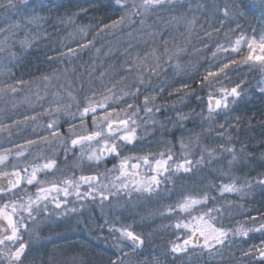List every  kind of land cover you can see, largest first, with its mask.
Wrapping results in <instances>:
<instances>
[{
  "label": "rangeland",
  "instance_id": "1",
  "mask_svg": "<svg viewBox=\"0 0 264 264\" xmlns=\"http://www.w3.org/2000/svg\"><path fill=\"white\" fill-rule=\"evenodd\" d=\"M55 1L58 0H13L14 6L9 7L7 0H0L3 5L0 7V29H4L0 32V154L38 163L52 156L56 161L52 183L63 186L61 182L65 179L80 183L79 177L96 175L99 178L97 189L101 184L107 185L105 195L109 198L101 199L98 192L94 193L95 199L78 198L72 191L67 197L61 193L60 200L66 202L59 210L46 215L45 211L41 212L27 221L28 231L22 233L27 245L23 264H172L173 261L212 264L231 257L247 264L243 252L253 246L259 247L264 240L226 241L225 246H218L211 252L190 247L185 255L170 253V242L182 235L174 224L185 214L169 209L183 197L181 191H176L170 200L162 191L172 179L180 186L183 171H175V164L185 156L190 160L199 156L201 153L196 149L206 145L205 141L215 135H205L196 128L181 134L179 121H184L186 115L172 110L177 103L166 98L164 91L170 96L181 89L183 94L186 89H193L190 85L194 79L203 74L205 77L209 71L217 72L224 64H228L224 72L212 78L215 88L207 86L209 84L203 80L197 89H230L225 87L229 84L218 85L215 80L235 72L246 79L250 72L251 76H258L253 84L250 83V88L260 90L264 86V66L259 61L247 60L250 51L246 42L242 41L238 53L232 48L237 39L244 37L251 42L254 37L255 54H260L258 45L264 37L262 0H169L163 7L141 15L130 14L136 11L132 8L133 2L138 5L140 0H127V9L110 0L119 10L113 21L122 15L125 20L116 28L97 25V30H93L92 23L81 25L70 22L69 18L60 22L51 18L49 5ZM225 7L229 9L228 16L224 15ZM34 17L38 19L29 22ZM152 17L160 27L157 34L161 33L162 38H150L156 34L151 28L154 25L150 21ZM191 44L192 51H187ZM211 44L215 45L213 50L206 51L209 70H191L193 56L195 61H201ZM238 55L242 57L236 62ZM109 58H113L110 64L103 66L102 60ZM70 59L97 60L83 72L73 66ZM181 70H185L186 75L181 76ZM46 76L49 79H44ZM224 76L221 81L226 79ZM13 88L16 91H12ZM109 88L111 93L107 91ZM209 95L205 99L207 108ZM106 96H112L106 102L107 112L112 117L135 121L130 125L136 128L137 137L133 142L132 163L138 162L137 157L147 156L153 160L154 167V160L160 159V153L170 152L173 156L169 171L158 176L160 183L151 193L135 191L136 185L130 179L125 181L128 189L112 188L113 182L120 184L116 180L118 166L121 159L129 158V144L120 142L119 157L106 155L99 162L101 172L95 168L97 163L87 159L89 145L83 148L71 145V139L75 138L72 133L87 135L95 130L93 115L97 117L98 126H104L105 109L98 107L96 113H89L83 122L80 112L89 98L100 102ZM145 96L150 98L147 107L151 112L145 110ZM179 97V101H183V95ZM53 122L55 128L49 129L48 125ZM53 130L58 132L55 137L51 135ZM29 140L35 143L29 145ZM181 143L185 147L182 148ZM95 146V143L91 145ZM19 151L24 155L17 156ZM143 168L145 165L141 163L138 181L150 178L148 175L142 177ZM149 170L152 169L149 167ZM88 190L79 191L83 194ZM241 193L243 198L244 192ZM48 204L49 209L55 206L51 202ZM205 205L198 206L195 211L203 212ZM110 226L129 227L144 243L133 244L118 232H110ZM161 237L168 240L160 241ZM168 252L170 257L166 260L164 255ZM0 264H7V260L0 257Z\"/></svg>",
  "mask_w": 264,
  "mask_h": 264
},
{
  "label": "snow or ice",
  "instance_id": "2",
  "mask_svg": "<svg viewBox=\"0 0 264 264\" xmlns=\"http://www.w3.org/2000/svg\"><path fill=\"white\" fill-rule=\"evenodd\" d=\"M26 2V0H24ZM169 0H140V3L137 5L135 2L132 4V8L136 9L135 12L130 13L131 15H141L152 9L163 7ZM117 6L123 9L128 8L127 0H115ZM264 3V0H262ZM7 5L9 7L14 6L13 0H7ZM3 7V5H0ZM224 15H229V9L225 7ZM38 18H33L29 22H33ZM125 20V16H121L119 20L113 21L111 25H105V28H116L120 23ZM143 23V21H141ZM18 27V25H16ZM4 29H0V32ZM7 38H5L6 42ZM246 42L249 48L250 54L247 57V60L259 61L262 66H264V37H261L259 41V55L255 54L254 46L256 45V40L253 37L251 42L245 41L244 37H241L235 41V46L232 48V51L239 52L241 43ZM227 51V49H224ZM69 52L75 54L74 50L69 49ZM235 63V61H232ZM228 67V64H224L217 72L209 71L204 77V81L211 85L212 78L218 77L219 73L224 72V69ZM44 79H49V77H44ZM264 83V82H262ZM240 85H236L231 89L222 88L218 92L219 98H215L213 95H209L208 98V118L211 119L213 113L220 110H227L229 107V97L233 101L240 97L241 93L239 91ZM12 91H16L15 88ZM109 93L112 92V89H107ZM138 91V90H137ZM260 91L264 93V86L260 87ZM112 99V96H106L100 102H93L89 98L87 106H85L80 112L81 121L83 118L88 116L89 113L95 114L97 108L105 109V115L102 117L104 126H98L96 115L92 116V123L94 131L87 135H77L72 133L75 138L71 139L72 147L83 146L85 144L89 145V151L87 153V159L91 162L99 163L106 155H113L119 157L121 155L119 144L120 142L124 144H132L136 140V128L131 127L134 125L135 121L130 119H119L111 116L107 112V101ZM149 97H144L145 110L151 112L152 109L147 107L149 103ZM154 99V98H153ZM129 108L132 105H128ZM115 111V110H113ZM134 114V113H133ZM27 119V118H26ZM74 127V126H73ZM223 127V125H221ZM49 129L55 128V122L48 125ZM122 133V134H121ZM53 137L58 135L56 130L51 132ZM221 135H223L221 133ZM43 139H47L44 137ZM29 145L35 143V141L29 140L27 142ZM95 143V147H91ZM181 147H185L181 143ZM222 151L232 154V160L237 159L236 150L233 147H224L221 146ZM207 155L211 158L215 149L207 150ZM10 152V150H9ZM83 154V153H82ZM17 156H23L24 152L19 151L16 153ZM166 157V158H165ZM138 162L131 163L130 158L125 157L121 159L118 169L119 176L116 177V180L120 181V184L112 183V188L116 189H128V183L125 181L131 179L132 183L136 185L135 191H144L151 193L154 190L155 186H158L160 181L158 176L164 172H168L171 165L169 161L173 160L172 154L169 152L167 154L160 153V159L154 160V167H152L153 161H150L149 157H137L135 158ZM9 160L8 154H0V165H6ZM204 160L203 155L200 160L195 161L196 164L202 163ZM141 163L148 165L155 175H152L150 178L137 181L135 177L139 174L138 170ZM193 161L188 159L186 156L182 162L175 164V171L191 172L193 170ZM231 163V161H230ZM56 166L55 160H49L43 165H36L31 168L29 172L27 168L19 169L13 165V171L11 172H0V181H3V184L0 185V197L7 196L12 194L15 196L17 191H24L23 185L27 186H37V191L35 194L28 195L27 199L23 197H16L15 199H7L0 203V257H3L7 260V264H23L22 257L25 254L26 243L23 240V232L28 231V219H34L36 215H39L41 212L47 211L48 202L54 203L57 209L61 208L62 203L66 201L60 200V194L62 193L64 197L70 195V189L75 191V194L78 198H91L95 199L96 196L94 193L99 194L101 199L107 200L108 195H105V190L108 188L107 185L101 184L99 189H97L96 184L99 182L97 176H81L79 181L84 184L89 185V190L80 193V183L73 179H65L61 183H51L48 186H43V181L38 179V173L47 172L54 169ZM115 167V166H114ZM131 169L132 171H129ZM123 178V179H122ZM247 184L248 181H245ZM256 183L259 185H264V177L258 178ZM221 195L224 193H231L240 191V188L237 187L235 180L232 183L222 184L219 187ZM210 197L205 193L203 195H187L179 201L174 208L170 207V211H179L180 213L185 214L184 218H178L177 222L174 224V228L180 230L182 235H177L176 240L170 242L171 247L170 251L174 254L185 253L190 247L192 248H201L207 249L211 252L214 249L225 246L226 241H228L229 231H233L234 235H240L242 237H248L250 232H264V222H261L258 227L246 228L245 225L240 224L235 230H228L222 226L218 227L214 222L215 218L211 213L215 209H208L205 212H196L195 210L200 205L207 204ZM264 221V217L261 218ZM250 222L255 225L256 218H251ZM110 232H118L122 238L131 240L133 244L142 245L144 243L141 236L135 234L129 229V227L116 228L114 226L109 227ZM256 254L258 255L261 261H264V241H262L259 247L253 246L248 250L243 252L244 256H250Z\"/></svg>",
  "mask_w": 264,
  "mask_h": 264
},
{
  "label": "trees",
  "instance_id": "3",
  "mask_svg": "<svg viewBox=\"0 0 264 264\" xmlns=\"http://www.w3.org/2000/svg\"><path fill=\"white\" fill-rule=\"evenodd\" d=\"M112 3L110 0H58L50 3L49 6L52 9L49 13L51 18L56 19L57 22L69 18L70 22H76L81 25L92 23L93 30H97V25L105 26L117 19L119 10ZM150 21L154 24L151 28L156 30V34L149 37L153 39L162 38L161 33L157 34L160 27L156 26V19L152 17ZM75 31L72 30V32ZM65 32L67 33L66 30ZM185 37H189V35ZM130 39L133 40V37ZM214 46L211 44L205 49L201 61H195L193 56L190 65L191 70L196 69L195 71L198 72H207L209 70L210 62L207 59L206 51L210 53ZM192 48L191 44L188 46L187 51H192ZM161 53L159 52L158 55L164 58ZM241 57V55L236 56V62H239ZM112 59L102 60V62H105L103 66H108ZM96 60L78 61L77 59H70L69 62L73 63V66H77L79 70L85 72ZM179 74L184 76L186 75V71L181 70ZM204 75H200L196 80L194 79L190 85L193 89H186L187 91L183 92V94L181 89H176L175 94L170 96L166 90L164 91L166 98H172L173 102L177 103V107L172 110L182 111L186 115L184 121H179V125L181 124V134L197 130L205 135H215V137H209L205 141L206 145L196 149L201 154L196 156V158L192 157V161L194 162L193 170L187 173L183 172L180 186L172 179L166 183L162 192L170 200H172V195H175L176 191H181V197L206 193L210 199L205 205L203 212L208 209H215L211 215L215 218L214 222L218 227L222 226L228 230H235L240 224L245 225L246 228L258 227L261 222H264L261 220L264 217V186L256 183L258 178L264 177V93L259 89H253V87L250 88L249 86L250 83L253 84L257 80L258 76H251L250 72L246 74L249 76H245L246 79H243L240 73L237 72L231 76L229 74H226L227 76H219L215 80L218 82V85L224 82L223 84H229L225 87H230V89L242 83L239 88L241 95L234 101L229 97L228 109L213 113L212 118L209 119L205 99L209 94L218 96L220 89H197L200 87L198 84L201 81L203 82ZM223 76L226 79L221 81ZM187 81L189 79L183 82ZM207 86L211 88L216 87L214 84ZM142 93L140 94L142 95ZM181 95H183L184 99L180 102L179 96ZM193 128L196 129L193 130ZM214 143L216 144L214 145ZM222 145L224 147H233L236 150L237 159L235 161L232 160L231 153L222 151ZM205 149H215L216 151L210 158ZM202 155L204 157L203 162L196 164L195 161L200 160ZM233 180H235L240 191L221 195L219 191L220 185L225 182L232 183ZM245 181H248V183L246 184ZM241 191L244 192L243 198ZM237 202L240 203L237 204ZM253 217L257 221L255 225L250 222ZM256 238L264 240V232L253 231L245 238L240 235H234L233 231H229L228 241L240 240L247 242ZM159 239L160 241L165 240V242L168 240L162 237ZM171 255L174 254L171 253ZM164 257L168 260L170 257L169 252ZM246 260L247 264H264V261H261L258 255L247 256ZM172 264H180V262L173 261ZM212 264L241 263L239 259L236 261V258L231 257V259L229 258V260L222 261L221 263Z\"/></svg>",
  "mask_w": 264,
  "mask_h": 264
},
{
  "label": "flooded vegetation",
  "instance_id": "4",
  "mask_svg": "<svg viewBox=\"0 0 264 264\" xmlns=\"http://www.w3.org/2000/svg\"><path fill=\"white\" fill-rule=\"evenodd\" d=\"M132 150H133V143L129 144V158H130V162L132 161V158H133V156L131 155L132 154ZM50 157H51L50 159H46V161L38 163L37 161L29 162V160H27V159L23 160L22 158L12 157L11 155H9V160H8L7 164L6 165H0V172H11V171H13V167H12L13 165H15L19 169L27 168L28 171L30 172L31 168L33 166L43 165L47 161L52 160V156H50ZM150 161H153V160L150 159ZM58 163H60V162L58 161ZM77 165H80V163H77ZM95 168H97V171L101 172V169H102L101 168V163H97L95 165ZM141 172L144 174L142 177H146V175L151 177L152 175L156 174L152 170H149V166L148 165H145V168L141 169ZM162 174H164V173H162ZM53 175H54V169H52L51 171H47V172H40V173H38V179L43 181V182H45V183H43V186H48L49 184L52 183ZM90 176H96V175H90ZM140 177L141 176L138 174L135 177V179L138 181L140 179ZM2 184H3V181H0V185H2ZM22 187H24L25 190L24 191H17L15 193V196H13L12 194H8L7 196L0 197V203H2L4 200H7V199H15L16 197H23L24 199H27L28 195L35 194L36 191H37V186L23 185ZM85 188H89V185L84 184L83 182H80L79 190H84ZM69 191H72V193L75 192L72 189L69 190ZM63 201H65V200H63ZM62 204H64V203H62ZM48 206H50V205L49 204L47 205V211H45V215L48 214V212H55V210H59L60 209V208L57 209L55 206H53V208L49 209ZM39 215H41V213ZM39 215H36L35 217H37ZM28 220H30V219H28ZM57 232H59V230H57Z\"/></svg>",
  "mask_w": 264,
  "mask_h": 264
},
{
  "label": "water",
  "instance_id": "5",
  "mask_svg": "<svg viewBox=\"0 0 264 264\" xmlns=\"http://www.w3.org/2000/svg\"><path fill=\"white\" fill-rule=\"evenodd\" d=\"M0 223H2V222H0Z\"/></svg>",
  "mask_w": 264,
  "mask_h": 264
}]
</instances>
